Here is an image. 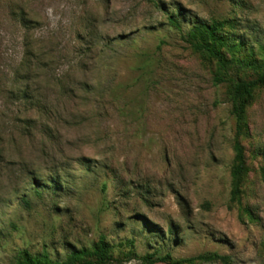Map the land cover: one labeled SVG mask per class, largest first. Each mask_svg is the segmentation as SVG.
I'll return each instance as SVG.
<instances>
[{
	"label": "rangeland",
	"instance_id": "1",
	"mask_svg": "<svg viewBox=\"0 0 264 264\" xmlns=\"http://www.w3.org/2000/svg\"><path fill=\"white\" fill-rule=\"evenodd\" d=\"M196 18L264 45V0H0V264L22 248L61 262L102 234L108 264H264V87L232 202L229 83L185 40ZM26 74L37 106L9 97Z\"/></svg>",
	"mask_w": 264,
	"mask_h": 264
},
{
	"label": "trees",
	"instance_id": "2",
	"mask_svg": "<svg viewBox=\"0 0 264 264\" xmlns=\"http://www.w3.org/2000/svg\"><path fill=\"white\" fill-rule=\"evenodd\" d=\"M23 18V17H22ZM24 19V18H23ZM171 26L181 29V20L175 14L168 15ZM190 47L209 61H214L216 84L228 82V97L232 105V114L236 119V136L233 143L235 152L231 170V201H238L242 194L244 179L248 173L245 148L241 137L248 133L247 109L255 99L256 90L264 87V45L257 49L248 44L237 31V23L233 19L196 18L184 36ZM241 69H251L253 74L244 76L238 73ZM236 70V71H233ZM29 77L16 75L14 85L8 90L10 98L19 100L25 106H37L32 93L28 89ZM25 82V85L20 82ZM37 104V105H35ZM19 118V117H18ZM36 120L27 116L23 119V128L31 132L36 127ZM3 156L0 152V157ZM23 204L30 206V200L23 197ZM206 260L227 258L218 253L198 255ZM113 259L111 245L104 234L89 246L72 250L61 262L54 261L47 250L33 253L28 248L17 251L12 264H108ZM144 262L155 263L172 259L171 253H149L142 257Z\"/></svg>",
	"mask_w": 264,
	"mask_h": 264
}]
</instances>
